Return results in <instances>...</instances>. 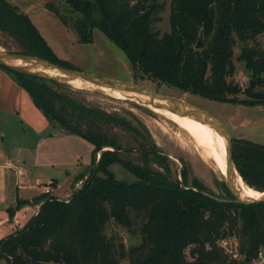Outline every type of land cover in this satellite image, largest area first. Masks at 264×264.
I'll return each mask as SVG.
<instances>
[{"label": "trees", "instance_id": "16d2710c", "mask_svg": "<svg viewBox=\"0 0 264 264\" xmlns=\"http://www.w3.org/2000/svg\"><path fill=\"white\" fill-rule=\"evenodd\" d=\"M47 9L71 29L79 44L93 42L98 30L126 56L136 81H150L209 101L251 106L264 104V0H170L169 32L153 24L162 8L157 0H64ZM203 47L195 49L199 32ZM0 32L16 49L7 53L36 57L66 69L29 18L0 0ZM261 87L242 90L232 81V47ZM7 72L53 128L93 146L92 170L68 200L43 193L39 209L22 227L0 239L6 264H250L264 248V202L250 205L212 196L196 181L173 176L170 159L141 124L90 106L80 91L51 80ZM243 93L246 98L238 99ZM130 136L134 146L120 136ZM234 167L244 184L264 191V145L233 140ZM100 156L97 159V155ZM137 155L136 159L127 156ZM119 164L136 180H117ZM254 190V189H253ZM257 191V190H256ZM23 203L17 200L9 215ZM141 218L140 241L126 248L107 229H130ZM228 233L239 239L243 258L230 260L218 247Z\"/></svg>", "mask_w": 264, "mask_h": 264}, {"label": "rangeland", "instance_id": "374dc122", "mask_svg": "<svg viewBox=\"0 0 264 264\" xmlns=\"http://www.w3.org/2000/svg\"><path fill=\"white\" fill-rule=\"evenodd\" d=\"M157 2L162 8H160L157 14L159 20L155 22L153 26L155 31L163 34L165 32H169L170 30V0H157ZM257 41L260 47L264 48V34L257 37ZM4 46L8 47L10 50L16 49L12 40L4 33L0 32V52H6ZM241 46L242 44L236 41L232 47L233 64L235 67L232 81L238 84L242 90L247 89L252 81V86L255 87V91H258L261 87L257 85L249 76L243 67L244 63L237 59L240 54ZM77 47V50L81 52V55L77 58V61L73 62V65L71 66L73 70L102 78L132 82L142 87L157 90L166 95L178 98L190 106L204 110L219 121L225 128L227 134H229L231 143L233 140H248L264 145V104L244 106L240 104L232 105L221 102L217 103L206 100L202 97L200 98L197 95L182 93L176 89L166 86L157 88L156 84L147 80L136 81L133 77L130 66L128 67V60L126 56L98 30L93 31L92 44H78ZM71 87L74 90H82L80 91L79 97L86 101L88 105L97 107L108 113H114L124 117L131 121L134 125H137L138 122L141 123L150 133L160 152L170 159L173 176L177 177L179 181H181L180 171L183 168L185 170V183L187 186H190L194 181H196L212 196L217 198L222 196L223 198L228 199V189L226 190L224 188L226 186L223 184V177L211 167L206 150L203 149L201 152L196 151L189 135L172 121L158 113L153 112L147 106H144L134 100L116 98L112 93L90 86H83L82 88ZM237 98L244 99L246 97L243 93H240ZM9 128L11 129L10 125H7L6 123L1 124L0 134H4L5 137L0 144V152H6L7 149L13 147V155H15L17 150L16 146H18L21 141L25 140L28 147L25 151L26 158H35L34 156L37 153V159L39 161L42 158L44 159L42 154L44 148L42 145L37 148L35 147V130L33 131L30 126L24 127L19 125V122H17L16 119H13V130H10ZM21 129H23L24 132ZM25 132L28 134H25ZM44 134H46V132H43L41 136H44ZM120 136L127 145L134 146V143L129 135L120 132ZM81 141L86 143L87 146H85V144L84 147L81 145H73V143L68 142L67 140H65L64 143L53 142L52 144H49V146L53 149L52 152H63V150L66 149V154H63V157H60V159H65V161L63 159L64 162H67L70 159H84L85 162L89 159L88 161L91 165L92 159L90 157H92V148L87 149V147H90L89 142L84 139H81ZM99 156L100 152L97 155V159ZM136 156L137 155H131L127 157L129 159H136ZM48 159L52 158L48 156ZM91 170L92 167L82 170L75 176L69 177L64 186L61 185L62 187L59 188L58 192L53 194L51 191V194H48L54 195L60 199L68 200L76 189L82 187ZM110 170L117 180L125 182H132L136 180L132 174L123 169L119 164H113L110 167ZM252 189L260 191L256 188ZM140 223L141 218H136L134 220L133 227L130 229L116 227L113 232L110 231L109 228L106 232L108 235L114 233L117 239L121 240L126 248H129L136 245L140 241ZM0 264L6 263L4 260H1ZM120 264H128V260L124 259L120 262Z\"/></svg>", "mask_w": 264, "mask_h": 264}, {"label": "crops", "instance_id": "0c3cea01", "mask_svg": "<svg viewBox=\"0 0 264 264\" xmlns=\"http://www.w3.org/2000/svg\"><path fill=\"white\" fill-rule=\"evenodd\" d=\"M5 1L29 18L59 60L68 63L70 66L78 60L81 52L77 50L79 43L75 33L73 34L71 29L64 26L57 16L46 7L47 4H63L64 0ZM127 70L129 72L128 68ZM13 119H16L19 125L30 126L33 131L35 130V147L42 145L44 159L39 161L37 153L35 158H26L25 151L28 147L25 140L16 146L15 155H13V147L7 149L6 152H0V239L24 227L27 221L37 213L41 204L38 197L45 193L44 188L48 187L49 193L51 194L52 191L54 194L64 186L69 177L92 167L89 159L85 162L84 159H70L71 161L64 162L65 159H60V157L66 154V149L63 152H52L53 149L49 144L53 142L64 143L67 140L73 145H81L82 147L84 144L87 145L81 141L82 138L66 135L67 133H63L57 127L53 128L43 114L35 108L28 93L18 86L7 72L0 68V127L1 124L6 123L11 126L9 129L13 130ZM21 130L24 132L23 129ZM43 132L46 134L41 136ZM25 134L28 133L25 132ZM4 137V134H0V144ZM91 146L90 144L87 149L92 148L93 151V146ZM48 156L52 159H48ZM9 163L16 168H22L25 175L19 177L15 169L8 167ZM17 200H22L23 203L11 216L8 208L14 207Z\"/></svg>", "mask_w": 264, "mask_h": 264}, {"label": "water", "instance_id": "95a60500", "mask_svg": "<svg viewBox=\"0 0 264 264\" xmlns=\"http://www.w3.org/2000/svg\"><path fill=\"white\" fill-rule=\"evenodd\" d=\"M198 35L199 37L195 45L196 50H200L204 44L202 32L200 31ZM0 66L14 73L56 81L70 87L82 88L83 86H90L102 91L106 90V92L109 93L118 92L125 99L134 100L144 106L154 105L172 110H180L193 116L201 124L208 125L218 135L220 134L224 140L225 171L222 174L223 184H225L232 195L233 202L245 205L264 202V191H259L262 194L254 198L247 197L243 194L237 182V176L241 181L242 179L232 162L230 151L231 138L223 125L204 110L190 106L178 98L166 95L157 90L142 87L132 82L112 80L72 69H66L36 57L0 52ZM75 82H80V85H75ZM251 85H253L252 81L250 82V86Z\"/></svg>", "mask_w": 264, "mask_h": 264}, {"label": "bare ground", "instance_id": "6f19581e", "mask_svg": "<svg viewBox=\"0 0 264 264\" xmlns=\"http://www.w3.org/2000/svg\"><path fill=\"white\" fill-rule=\"evenodd\" d=\"M75 85H80V82H75ZM110 93H112L116 98H124L118 92ZM147 107L153 112L166 117L174 124H176L180 129L185 131L192 139V143L195 150L201 152L203 151V149H205L206 153L208 154V161L211 167L221 175L224 173L225 143L220 134L218 135L208 125L203 123L201 124L193 116L188 115L183 111L172 110L154 105H147ZM237 182L240 185L243 194L247 197L254 198L262 194L261 192L256 191L255 189L253 190L252 188L247 187L245 184H243V182L238 176Z\"/></svg>", "mask_w": 264, "mask_h": 264}, {"label": "built area", "instance_id": "2783aa9c", "mask_svg": "<svg viewBox=\"0 0 264 264\" xmlns=\"http://www.w3.org/2000/svg\"><path fill=\"white\" fill-rule=\"evenodd\" d=\"M8 167L15 169L19 177H23L25 175V171L20 167L16 168L10 163L8 164ZM44 192L49 193L50 189L46 187L44 188ZM217 244L220 250H223L224 254H226L230 260L238 261L239 259L243 258V254L240 252V250H238L239 239L236 234L228 233L221 236ZM250 264H264V248H260L257 256L253 261H251Z\"/></svg>", "mask_w": 264, "mask_h": 264}]
</instances>
